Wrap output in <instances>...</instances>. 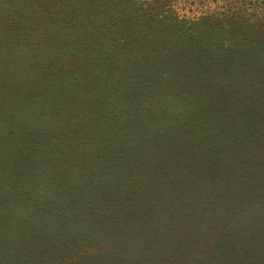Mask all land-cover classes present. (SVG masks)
<instances>
[{
  "label": "trees",
  "instance_id": "trees-1",
  "mask_svg": "<svg viewBox=\"0 0 264 264\" xmlns=\"http://www.w3.org/2000/svg\"><path fill=\"white\" fill-rule=\"evenodd\" d=\"M264 0H0V264H257Z\"/></svg>",
  "mask_w": 264,
  "mask_h": 264
},
{
  "label": "rangeland",
  "instance_id": "rangeland-1",
  "mask_svg": "<svg viewBox=\"0 0 264 264\" xmlns=\"http://www.w3.org/2000/svg\"><path fill=\"white\" fill-rule=\"evenodd\" d=\"M259 223H264V221L263 220H260L259 221ZM264 253V252H263ZM257 264H264V254L260 257V260L258 261V263Z\"/></svg>",
  "mask_w": 264,
  "mask_h": 264
}]
</instances>
